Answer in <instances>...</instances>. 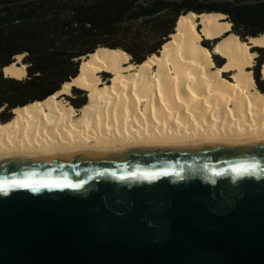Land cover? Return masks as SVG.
Segmentation results:
<instances>
[{
  "label": "water",
  "instance_id": "obj_1",
  "mask_svg": "<svg viewBox=\"0 0 264 264\" xmlns=\"http://www.w3.org/2000/svg\"><path fill=\"white\" fill-rule=\"evenodd\" d=\"M0 185V264H264V139L6 155Z\"/></svg>",
  "mask_w": 264,
  "mask_h": 264
},
{
  "label": "bare ground",
  "instance_id": "obj_2",
  "mask_svg": "<svg viewBox=\"0 0 264 264\" xmlns=\"http://www.w3.org/2000/svg\"><path fill=\"white\" fill-rule=\"evenodd\" d=\"M224 19L215 13L180 15L158 54L140 64L119 49L98 48L83 56L79 74L60 90L14 108L12 118L0 122V158L89 144L264 139V92L252 72V49L264 51V36L242 42ZM21 59L16 56L4 69L7 76H25ZM260 75L264 81V63ZM73 88L87 98L78 109L63 98Z\"/></svg>",
  "mask_w": 264,
  "mask_h": 264
},
{
  "label": "trees",
  "instance_id": "obj_3",
  "mask_svg": "<svg viewBox=\"0 0 264 264\" xmlns=\"http://www.w3.org/2000/svg\"><path fill=\"white\" fill-rule=\"evenodd\" d=\"M189 12L223 15L242 42L264 35V0H0V122L60 90L78 75L81 58L98 48L119 49L134 64L158 54L177 18ZM252 51L258 54L253 78L264 92V51ZM18 55L25 77H5L2 69ZM72 90L82 96L72 100L78 109L85 92Z\"/></svg>",
  "mask_w": 264,
  "mask_h": 264
},
{
  "label": "rangeland",
  "instance_id": "obj_4",
  "mask_svg": "<svg viewBox=\"0 0 264 264\" xmlns=\"http://www.w3.org/2000/svg\"><path fill=\"white\" fill-rule=\"evenodd\" d=\"M257 56H258V54H257V52H256V58H257ZM218 56H213V61H214V64H215V62L216 63H219V64H221L222 62L221 61H219V58H217ZM256 58H255V60H254V65H253V68H252V71H253V69L255 68V64H256ZM130 56H129V61H130ZM216 65V64H215ZM223 76H224V78L226 77H228V75L227 74H223ZM261 76V75H260ZM109 75H107V74H105L103 77H102V79H104V80H108L109 79ZM74 90H77V89H75L74 88ZM81 95V94H80ZM80 95H78V94H76V95H74V93H73V90L71 91V95L70 96H64L63 98L72 106V108L74 107L73 106V104H72V100H76V99H78V98H81L82 96H80ZM86 98V97H85ZM87 99V98H86ZM13 115V114H12Z\"/></svg>",
  "mask_w": 264,
  "mask_h": 264
},
{
  "label": "snow or ice",
  "instance_id": "obj_5",
  "mask_svg": "<svg viewBox=\"0 0 264 264\" xmlns=\"http://www.w3.org/2000/svg\"><path fill=\"white\" fill-rule=\"evenodd\" d=\"M241 170H242L241 168H237L236 169V171H241ZM253 170H254V168H252L251 166H249V168L247 169V171H253ZM24 186L27 187L28 185L25 184ZM43 186L44 187H47L48 185L47 184H44ZM64 186L65 187H80V185H71L67 181L64 182ZM0 188H2V185H0Z\"/></svg>",
  "mask_w": 264,
  "mask_h": 264
}]
</instances>
